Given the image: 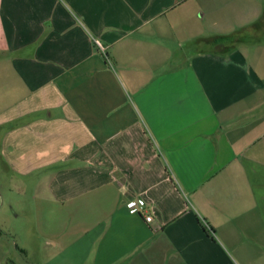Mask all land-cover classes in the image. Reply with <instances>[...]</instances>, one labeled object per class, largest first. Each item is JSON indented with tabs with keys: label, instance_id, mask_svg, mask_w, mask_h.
Listing matches in <instances>:
<instances>
[{
	"label": "crops",
	"instance_id": "crops-1",
	"mask_svg": "<svg viewBox=\"0 0 264 264\" xmlns=\"http://www.w3.org/2000/svg\"><path fill=\"white\" fill-rule=\"evenodd\" d=\"M0 171V264H264V0H0Z\"/></svg>",
	"mask_w": 264,
	"mask_h": 264
},
{
	"label": "rangeland",
	"instance_id": "rangeland-1",
	"mask_svg": "<svg viewBox=\"0 0 264 264\" xmlns=\"http://www.w3.org/2000/svg\"><path fill=\"white\" fill-rule=\"evenodd\" d=\"M23 179L26 181L31 180L32 178H24L17 176L16 174L0 171V230L9 234L14 241L15 249L18 245H21L16 234H18L20 228V222H18L17 219V212H20L21 204H23L25 200L22 198L25 194H22L21 192L23 186H21L20 182V180ZM20 217H23L22 212ZM25 223L27 224L29 221ZM45 241L46 240L43 239L41 242L43 248L45 247ZM18 254L17 251H14L10 256V259L7 260L9 262H7V264H27L26 261H32V254L29 255V258H26L24 255L21 257V254ZM16 260L18 262L15 263Z\"/></svg>",
	"mask_w": 264,
	"mask_h": 264
},
{
	"label": "built area",
	"instance_id": "built-area-1",
	"mask_svg": "<svg viewBox=\"0 0 264 264\" xmlns=\"http://www.w3.org/2000/svg\"><path fill=\"white\" fill-rule=\"evenodd\" d=\"M99 46H100V48H101L104 52L106 51V47H105V46L101 45L100 43H99ZM152 219H153V218H152L151 215H148V216L146 217L147 222H151Z\"/></svg>",
	"mask_w": 264,
	"mask_h": 264
}]
</instances>
